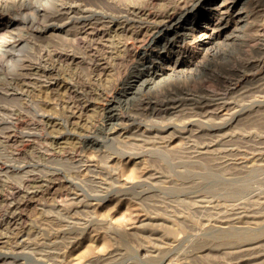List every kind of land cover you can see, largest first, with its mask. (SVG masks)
Masks as SVG:
<instances>
[{"label":"rangeland","instance_id":"1","mask_svg":"<svg viewBox=\"0 0 264 264\" xmlns=\"http://www.w3.org/2000/svg\"><path fill=\"white\" fill-rule=\"evenodd\" d=\"M124 1L0 0V264H264V0Z\"/></svg>","mask_w":264,"mask_h":264},{"label":"bare ground","instance_id":"2","mask_svg":"<svg viewBox=\"0 0 264 264\" xmlns=\"http://www.w3.org/2000/svg\"><path fill=\"white\" fill-rule=\"evenodd\" d=\"M36 1H40V0H36ZM43 1H46V0H43ZM50 1V3L52 4H57L60 6V8L58 9H52L51 11H48L46 8L45 10V13L43 14L44 17H47V19H61V18H70L76 14H79L82 18L85 19V21L87 22L89 19L88 17H91L92 15H95L97 14L96 17L97 20H98V14L100 15L101 13L102 14H108L109 16H112V17H115V16H124V15H127V14H132V15H138V13L141 11V9H137V8H123V5L124 2H130V1H124V0H48V2ZM151 1V0H150ZM148 2V0H147ZM179 2V1H178ZM191 1H185L183 2V4L181 5L182 7L180 9H177V12L178 10L180 11L178 13V15H180L182 12H184L187 8L190 7V3ZM37 3V2H36ZM45 3V2H43ZM131 3V2H130ZM129 3V4H130ZM39 4V3H37ZM232 4V3H231ZM127 5V4H126ZM136 5V4H134ZM38 6V5H37ZM36 6V7H37ZM52 6V5H51ZM138 6V5H136ZM176 6V5H175ZM56 7V6H55ZM129 7H133V5L129 6ZM141 8V6H139ZM138 7V8H139ZM44 9V8H42ZM100 9V10H99ZM38 10H40L38 8ZM174 11V10H173ZM172 11V12H173ZM176 11V10H175ZM174 11V12H175ZM39 12V11H38ZM144 12V11H143ZM159 14V13H158ZM168 14V13H167ZM177 14V13H176ZM169 20L171 19H174L175 18V15H172V14H169ZM177 15V16H178ZM106 16V15H104ZM121 16V17H122ZM80 18V17H79ZM92 18V17H91ZM90 18V19H91ZM221 18V17H220ZM228 18V17H227ZM101 19V16H99V20ZM122 19V18H121ZM177 19V18H176ZM181 19V18H180ZM62 20V19H61ZM80 20V19H79ZM96 20V21H97ZM109 20V19H108ZM106 19V21H108ZM54 21V20H53ZM56 21V20H55ZM78 21V20H77ZM57 22V21H56ZM84 22V23H86ZM99 22V21H98ZM173 22V21H172ZM90 23V22H88ZM97 23V22H96ZM50 24V23H49ZM95 24V23H94ZM173 24V23H172ZM46 25V24H45ZM52 25V23H51ZM89 25V24H88ZM47 27L50 26V25H46ZM99 26V25H98ZM47 27H46V30H47ZM214 27V26H213ZM162 48V47H161ZM60 50V49H59ZM58 50V51H59ZM55 51V50H54ZM58 53V52H57ZM55 54V53H54ZM60 55V51L58 53ZM65 54V53H64ZM66 55V54H65ZM61 56V55H60ZM68 56V55H67ZM141 61V60H140ZM139 61V62H140ZM136 74V73H135ZM150 76V75H149ZM142 81V80H141ZM116 106V105H115ZM174 107V106H173ZM215 107V106H214ZM197 108V107H196ZM202 108V107H201ZM16 109V108H15ZM177 109V108H176ZM197 110V109H196ZM199 110V109H198ZM208 110V109H207ZM177 111V110H176ZM201 111V110H200ZM203 111V110H202ZM18 112V111H16ZM15 112V113H16ZM204 113V112H203ZM112 124V123H111ZM96 129V128H95ZM86 144V143H85ZM12 167V166H11ZM258 229V228H257ZM256 230V229H255ZM258 231V230H257ZM259 235V233H258Z\"/></svg>","mask_w":264,"mask_h":264}]
</instances>
